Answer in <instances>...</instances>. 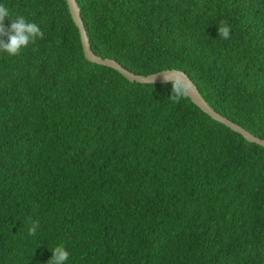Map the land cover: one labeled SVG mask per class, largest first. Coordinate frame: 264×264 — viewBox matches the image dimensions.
<instances>
[{"label":"trees","instance_id":"trees-1","mask_svg":"<svg viewBox=\"0 0 264 264\" xmlns=\"http://www.w3.org/2000/svg\"><path fill=\"white\" fill-rule=\"evenodd\" d=\"M3 3L44 37L0 54V264H48L59 244L68 264H264V147L90 62L67 0ZM77 3L96 55L183 71L264 139V0Z\"/></svg>","mask_w":264,"mask_h":264},{"label":"clouds","instance_id":"clouds-1","mask_svg":"<svg viewBox=\"0 0 264 264\" xmlns=\"http://www.w3.org/2000/svg\"><path fill=\"white\" fill-rule=\"evenodd\" d=\"M218 36L225 40L230 39V26L225 24L219 27ZM43 37L44 32L37 22L25 15L13 16L9 7L0 0V54L14 57ZM163 74L165 81L171 85L169 98L173 102L178 103L190 93L191 81L182 72L169 71ZM38 227L39 222L34 221L29 229V235H35ZM50 252L48 264H68L70 252L63 244L56 245Z\"/></svg>","mask_w":264,"mask_h":264},{"label":"water","instance_id":"water-1","mask_svg":"<svg viewBox=\"0 0 264 264\" xmlns=\"http://www.w3.org/2000/svg\"><path fill=\"white\" fill-rule=\"evenodd\" d=\"M68 5L70 7L71 14L73 16V19L78 26L81 38H82V44L84 47V52L86 58L95 64L107 66L110 68L115 69L120 74H122L126 79H128L130 82L133 83H140V84H169L165 81L164 74L169 71H179L182 72L190 81L192 84V88L188 96L190 99L206 114H208L210 117H212L215 121L222 123L223 125L227 126L228 128L232 129L238 134H241L248 142L255 143L259 146L264 147V139H261L249 131H247L242 126L234 123L227 117L221 115L218 113L214 108H212L209 103L204 99L202 94L200 93L199 89L195 85V83L191 80V78L183 71L180 70H167L162 71L156 74H151L148 76L143 75H137L133 72L128 71L125 69L120 63H118L116 60L109 59V58H102L94 53L92 50L91 42L88 36V32L85 28V23L81 16V9L77 3V0H67Z\"/></svg>","mask_w":264,"mask_h":264}]
</instances>
